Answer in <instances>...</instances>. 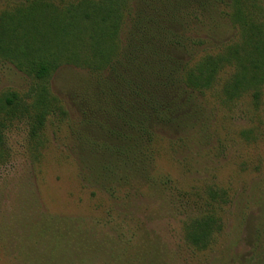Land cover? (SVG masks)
<instances>
[{
  "label": "trees",
  "instance_id": "16d2710c",
  "mask_svg": "<svg viewBox=\"0 0 264 264\" xmlns=\"http://www.w3.org/2000/svg\"><path fill=\"white\" fill-rule=\"evenodd\" d=\"M229 29L232 41L213 53ZM6 64L36 83L33 97L0 96V159L13 121L26 125L34 141L48 117L62 114L49 77L62 66L86 69L92 80L74 93L78 119L69 126L67 150L81 186L110 201L95 222L40 216L21 236L24 243L10 249L11 264H82L94 257L105 264H177L182 244L185 264H234L233 253L216 243L225 228L224 190L207 184L200 189L205 197L194 190L178 199L169 178L153 175L152 143L161 126L176 133L175 149L200 144L196 136L206 137L208 115L196 94L203 96L225 67L235 68L222 84L228 100L250 87L252 99L259 98L264 0H0V65ZM171 219L181 236L174 250L155 228ZM258 229L242 264H264V250L257 254L264 223ZM9 236L0 230V242Z\"/></svg>",
  "mask_w": 264,
  "mask_h": 264
},
{
  "label": "rangeland",
  "instance_id": "374dc122",
  "mask_svg": "<svg viewBox=\"0 0 264 264\" xmlns=\"http://www.w3.org/2000/svg\"><path fill=\"white\" fill-rule=\"evenodd\" d=\"M233 33L229 29L211 51L220 52L232 41ZM199 54L193 63L199 60ZM234 72L233 65L225 67L203 96L196 94L208 115L206 137L201 140L200 135L196 136L200 144L189 142L184 150L175 149L176 133L161 126L157 129L152 143L153 175L158 179L169 178L171 186L179 191L176 195L180 200L181 192L189 194L194 190L199 197H205L200 189L207 184L224 190L225 228L216 243L220 249L233 253L234 264H242L251 257L257 245L258 227L264 223V83L256 101L251 97V87L241 97L228 100L221 93L222 84L231 82ZM90 80L91 74L86 69L71 65L59 67L47 85L59 101L62 114L55 112L48 117L42 133L34 141L29 138L26 125L17 121L4 132L7 156L0 159V230L7 228L11 236L6 242H0V264H11L10 249L16 250L24 243L21 236H27L40 216L80 219L87 223L105 216L110 205L108 197L101 192L91 196L81 186L76 162L67 150L69 126L78 119L74 93ZM34 83L35 80L12 65H0V96L15 92L21 99L30 93L33 97ZM144 204L149 212H155L154 204ZM168 221L155 228L174 250L181 243L179 224L176 220ZM185 248L184 244L179 246L177 264H185L181 258H189ZM263 250L261 247L257 254ZM82 264L105 263L94 257L85 258Z\"/></svg>",
  "mask_w": 264,
  "mask_h": 264
}]
</instances>
